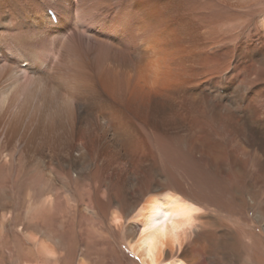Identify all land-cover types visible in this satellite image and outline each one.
Segmentation results:
<instances>
[{"label": "bare ground", "instance_id": "obj_1", "mask_svg": "<svg viewBox=\"0 0 264 264\" xmlns=\"http://www.w3.org/2000/svg\"><path fill=\"white\" fill-rule=\"evenodd\" d=\"M263 2L0 0V239L13 214L28 264H59L41 234L56 228L98 239L96 261L86 247L76 264H123L111 220L136 264H220L219 224L203 218L220 205L184 188L255 173L236 198L264 222ZM173 141L193 171L180 185Z\"/></svg>", "mask_w": 264, "mask_h": 264}, {"label": "rangeland", "instance_id": "obj_2", "mask_svg": "<svg viewBox=\"0 0 264 264\" xmlns=\"http://www.w3.org/2000/svg\"><path fill=\"white\" fill-rule=\"evenodd\" d=\"M256 30L258 32V29ZM252 31H254L253 28ZM261 128L262 129L260 130L257 129L255 131V133L253 134L254 138L260 137V134H263L264 136V128L263 127ZM222 140L224 141L223 137ZM177 144L178 143L173 141V145L175 146L172 152V159H170L168 164V168L172 173V179H173L172 181L180 185L181 178L182 180L192 179L189 177L193 173V171L187 159L183 157V152H180L182 150L184 151V147H179V145ZM177 148H179V150ZM250 174H252V171L250 172ZM251 177H252L251 179H253L252 183H254V185H250L249 183L245 184V182L247 181L243 182L237 180V178L236 179L234 178L232 180V184H230L231 187H224V186H219L218 183L214 181L212 173H210L209 171L205 173V171H203L202 180L205 186H207L206 185L207 183L209 184L210 187V189L209 188L207 189L209 190L208 192H206V190L204 189L205 196L199 193L198 189L194 190L193 187L191 189L190 187L187 186L186 188H184L185 190H187L188 193L196 197L199 200L200 204H203V202L205 204L206 200H208L211 203L215 202V204L220 205L221 210L219 215L218 213H215L213 210H208V209H206V212L205 211L203 212L205 213V216L203 217L204 219H208L209 217L212 219L211 221L215 225L219 224V232L217 233V235L219 236V242L222 244L221 246L222 249H220V253L218 257H215V259L216 260L218 259L220 264H252L253 252L256 251L257 249L256 246L258 243H260L259 241L264 239V222H259L260 217H262L261 213L259 211L252 212L250 210H243L242 208L239 207V203L236 198V197H240L241 195H244L246 192H250L252 186L258 188L259 185L258 183L260 181H256V174L254 173V175H251ZM226 185L227 184H225V186ZM263 199H264V189L262 188V193L259 196V200H263ZM15 213L17 214V212H14V215ZM12 215L13 214H11L9 217V222H8L9 228L6 229L3 237V239L5 238L8 241L3 240L2 238L0 239V264L32 263L35 261L34 259L35 257L34 258L32 257V253L30 250L32 244L25 239L24 234L22 232H18L14 228L17 218L16 216H12ZM26 218L27 216L24 212L22 216L18 218V220L25 221ZM106 225L108 232H106L105 235H108L112 238L115 237L116 241H118V244L115 241V247L117 246L118 249L122 250L123 264H132L131 261H133V264L138 263L139 262L138 257L128 247L126 236H124L115 229V227L112 225L111 220H108ZM31 229L29 228V231H34ZM35 231L37 232L36 229ZM41 234H44L48 238H50L53 245L55 244L54 247L55 246L57 247L55 248L57 252L60 253V258H61V259L59 258L58 260L59 264H64L63 259L65 257L66 258L69 257L70 254L75 256L74 264H76L78 258L81 256L80 253L82 252V250L84 251L86 247L90 249L88 258L91 262L96 261V257L98 256V253L100 254L99 249H101V246L98 247L96 245L98 244L97 243L98 239L96 238L94 240L92 237H90L89 240L86 238V233L79 231L71 235L70 233L59 231L56 228L52 232H49L48 230H45L43 232L42 230ZM95 246L97 247L93 248ZM263 249H264V244H263ZM67 253L69 256L67 255ZM202 259H203V264H207L205 260V256H202Z\"/></svg>", "mask_w": 264, "mask_h": 264}]
</instances>
